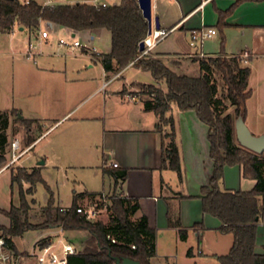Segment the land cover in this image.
Segmentation results:
<instances>
[{
    "label": "crops",
    "instance_id": "1",
    "mask_svg": "<svg viewBox=\"0 0 264 264\" xmlns=\"http://www.w3.org/2000/svg\"><path fill=\"white\" fill-rule=\"evenodd\" d=\"M236 2L152 0L153 18H158L160 29L172 32L151 55L161 59L178 74L187 76L191 70L200 75V59L240 57L242 65L251 70L248 89L252 95L246 103L245 123L253 135L262 136L264 126L259 119L264 116V0L241 3L226 19L227 25L218 27V11H228ZM201 29H216L217 34L206 45L191 46L192 33ZM25 31L19 28L17 32ZM86 34L91 41L101 36V33ZM48 47L43 46L35 61H31L32 70L24 68L26 71L21 75L20 91L32 94V109L29 112L34 113L22 118L35 121L36 125V122H51L45 132L38 131L41 134L33 139L28 148L33 151L39 141L56 132L57 126L64 120L74 119L70 128L63 132L69 139L62 143L66 145L71 141L78 145L76 150L67 153L68 156L95 163L94 167H90L84 162L81 168H95L98 187L100 184L97 190L76 194L74 201L77 200L79 207L84 203L91 205L103 194L109 199L116 191L139 202L140 209L131 220L137 222L146 217L150 228L155 231L156 253L149 264H220L217 257L229 254L234 238L232 234L220 231V221L203 211L199 198L202 187L208 184L213 172L208 127L193 111L181 112L175 104H171L165 117L173 119L174 128L162 124V128L158 129V116L145 111L141 100L130 101L122 93L126 83H141L137 80L140 74L148 73L136 69L133 64L120 71L106 72L102 63L88 54L80 59H68L69 51L64 54L55 50L45 53L44 48ZM23 51L24 48L19 53L11 54L17 66L30 64V60L23 57ZM246 54L248 58H242ZM113 66L116 67L115 64ZM95 69L96 74L91 73ZM120 73V77L114 79ZM151 81L147 85L154 84L152 76ZM5 110L23 113L17 106ZM41 111L50 112V115L40 116ZM54 113H58L57 116ZM76 115L78 117L73 118ZM195 127L200 130V137L191 130ZM173 131L180 157V173L162 166L164 147L170 141L167 135ZM50 159L49 155L45 156L35 166H39L41 161L46 165ZM112 163L118 164V167L112 168ZM122 171L127 172L126 180L116 186L114 173ZM5 172L11 176V171L7 169L0 170V175ZM255 185V180L242 177L239 166L225 168L222 189L250 191ZM90 194L97 195L95 201L89 198ZM59 207L68 209L72 206ZM9 225L10 220L2 226ZM39 231L42 233L37 241L57 242L63 235L77 252L83 251L88 239L84 235L86 232L82 231H65L63 234H60L59 228ZM78 240L83 241L82 244H74ZM14 243L18 253L23 256L20 264L35 260L27 256L28 252L18 249L16 239ZM256 254L264 255V219L258 225ZM34 262L32 264H38L36 260Z\"/></svg>",
    "mask_w": 264,
    "mask_h": 264
},
{
    "label": "trees",
    "instance_id": "2",
    "mask_svg": "<svg viewBox=\"0 0 264 264\" xmlns=\"http://www.w3.org/2000/svg\"><path fill=\"white\" fill-rule=\"evenodd\" d=\"M245 1L248 0H237L228 11H218V27L224 28L226 19ZM44 22L77 34L95 35L107 31L111 37L110 53L93 58L102 63L106 72L120 71L133 63L136 69L152 76L154 84H141L139 87L149 97L141 100L144 110L155 113L159 118L158 129L162 124L174 128L173 119L165 117L171 104L181 112L193 111L208 127L213 172L208 184L202 187L199 198L203 211L220 221V231L230 233L234 238L229 254L217 259L220 264H264V255L256 254L258 225L264 219V158L241 147L235 132L236 120L239 116L245 119L246 103L252 95L248 89L251 70L242 65L241 58L200 59V75L191 77L178 74L151 54L141 57L140 44L147 38L149 29L138 0H121L108 8L81 3L42 8L37 3L23 6L17 0H0V36L10 34L16 27L36 33ZM228 107L234 108V114H226ZM4 114L3 127L0 128V165L6 161L8 140L3 133L8 128V113ZM12 114H16L18 121L25 125L35 122L20 118L21 113L16 110H12ZM167 136L170 141L164 147L162 166L180 173L174 131ZM32 142L33 139L30 140ZM234 166L241 168L243 178L256 181L252 190L222 189L225 168ZM126 177V171L114 173L116 186ZM11 181L12 185L19 187V205L12 204L8 210L0 209V213L10 220L8 227L0 225V239L5 240L8 249L17 253L14 240L25 232L59 228L88 234L83 251L70 256L68 264H115L113 257H130L141 264H149L155 256V231L150 228L148 219L131 220L140 209L137 200L114 191L107 207L111 212L109 222L88 221L77 212V200L68 209L56 205L53 192L42 178L41 167L34 168L31 174L22 169L12 170ZM25 183L31 186L26 191L23 189ZM39 183L45 184L49 200L41 208L42 221L34 223L31 221V203L36 201L33 199L30 203L28 196L34 193ZM88 196L93 201L97 198L96 194Z\"/></svg>",
    "mask_w": 264,
    "mask_h": 264
},
{
    "label": "rangeland",
    "instance_id": "3",
    "mask_svg": "<svg viewBox=\"0 0 264 264\" xmlns=\"http://www.w3.org/2000/svg\"><path fill=\"white\" fill-rule=\"evenodd\" d=\"M115 2H120L121 0H114ZM40 29H45L44 23H41ZM94 41H91L87 34H78V38L82 41L84 45H88L90 47H94L99 54L107 53L110 51L111 48V41H110V34L107 31L97 32L95 35H99ZM34 35L36 33L34 32ZM34 38L31 37L29 31H25L24 33L17 32L15 35H2L0 36V128L3 127V115L4 113H8L7 120H8V128L3 133L7 136V145L5 147V159L6 161L0 165V170H6L7 166L11 162V145L15 139L20 141L21 147L25 148L30 146V140L35 139L36 136L40 135L39 130H43L44 132L49 128L50 123L45 122H36L37 125L33 122L32 124L25 125L18 121L16 114H12V110L3 111L4 109L13 106H17L23 110V113L20 114V118L26 116H32L34 113L32 111L29 112V109H32V94L27 95L21 90V75L24 71L32 70V62L26 66H17L14 63L16 60L12 59V52L19 53L23 48H25V44L29 41V39ZM66 39L71 40L70 31L58 27L55 29L53 33L51 32L50 43L48 48H44L45 53L55 50V52H62L61 54L67 53V48H59L58 41L59 39ZM170 43V40H168ZM209 40L205 41V45ZM168 42L166 44H169ZM60 50V51H58ZM97 54V55H99ZM84 55L82 50L76 52V56H72L68 53V59H80ZM16 65V66H15ZM19 67V68H18ZM26 68V70H23ZM22 70V71H21ZM95 70H91V73H95ZM181 74V73H179ZM99 76V75H98ZM188 76L197 77L199 76L196 73H193L192 70ZM141 83H151V76L150 74H140L137 79ZM141 83H132L128 85L127 83L124 85L122 93L125 96L126 94H131L137 96L139 100H145L149 97L143 94L142 90L140 89L139 85ZM221 84V83H220ZM26 92V91H25ZM26 95V97H25ZM83 102V101H80ZM78 102V103H80ZM15 104V105H14ZM86 102H83L85 105ZM19 112V111H18ZM58 113H54V115ZM226 114H234V108L228 107ZM252 115H260L261 113H251ZM264 114V113H262ZM40 116H47L50 115V112L47 113L44 111L39 112ZM79 115V113H78ZM78 115L74 116L78 117ZM74 119L65 122L64 124H59L57 127L58 129L52 135H47L48 138L45 139L44 136L40 141L39 144L33 151H30L26 155H24L18 162L14 163L13 165L9 166L7 170H17L22 169L26 173L31 174L34 168H39L40 166H35L40 159L44 158L45 156H50V162L44 167H41V175L45 183L50 187L51 191L54 194L55 203L57 206H72L76 194H82L86 192V190H97L98 183H96V172L95 168H86L82 169L81 166L87 164L90 167H94L95 163L90 161H82L76 159L74 156H68L67 153L70 151H74L77 149V144H72L71 141L67 142L66 145L62 143L63 141L69 139V136H64L65 131H67L70 126L72 125ZM260 123H263L264 126V116L259 119ZM36 125V126H35ZM251 126V125H250ZM28 127H31L32 131H28ZM42 128V129H41ZM249 128V127H248ZM251 128V127H250ZM253 128V127H252ZM1 130V129H0ZM194 132L198 134L200 137V130L192 128ZM256 130V129H252ZM75 131V130H74ZM41 132V131H40ZM73 132V131H72ZM70 132V133H72ZM42 141V142H41ZM51 142V144H50ZM264 158V154H261ZM34 166V167H33ZM211 178V177H210ZM210 180V179H208ZM209 182V181H208ZM30 184L25 183L23 184V189L26 191L30 188ZM37 201L35 204H32V200ZM28 200L31 203V221L34 223H39L42 221V212L41 208L47 205L49 200V193L45 184L39 183L34 188V193L28 196ZM110 204V202H108ZM19 205V187L18 185H12L11 176L9 172H5L4 174L0 175V209L8 210L11 205ZM108 204V205H109ZM84 208L90 207V205L83 204ZM108 207V206H107ZM111 216V212L109 209L105 208L102 212L96 217L94 221H103L105 223L109 222ZM9 223V219L0 213V225H7ZM42 232L38 231H28L25 234L16 239V244L18 249L21 252H28L30 253L33 250L34 244L37 241V237ZM88 236L87 233L84 234ZM84 240V239H83ZM85 241V240H84ZM83 241L78 240L74 241V244L79 245L82 244ZM18 252V251H17ZM28 256V254H27ZM32 259V258H31ZM35 260L32 259V263Z\"/></svg>",
    "mask_w": 264,
    "mask_h": 264
},
{
    "label": "built area",
    "instance_id": "4",
    "mask_svg": "<svg viewBox=\"0 0 264 264\" xmlns=\"http://www.w3.org/2000/svg\"><path fill=\"white\" fill-rule=\"evenodd\" d=\"M21 5L28 6L32 3H37L42 8L55 7L58 5H75L77 3L91 5L97 8H108L110 6H115L117 3L114 0H17ZM45 29H39L34 33L30 32L32 38L26 43L23 51V57L26 60H34L36 55L41 51L43 46L49 45L51 32L55 30V25L50 22H44ZM19 28H14L10 35H15ZM172 30H162L153 27L151 34H148L147 38L143 41L145 49L142 52L141 57L145 55H150L152 51L166 39ZM217 34L216 29H201L194 31L191 35V46H203L205 41L212 39ZM71 40L59 39L58 45L60 47L67 48L70 54H76V52L82 50L83 54H88L92 58L99 54L94 47L84 45L82 41L78 38V34L70 31ZM75 35V37H73ZM100 55V54H99ZM242 58H248V55H243ZM133 64V63H132ZM121 75L117 74L114 79L119 78ZM108 83L105 84L107 86ZM125 98L130 101H139L137 96L126 94ZM31 148H22L20 141L15 139L11 145V162L7 168L14 163L18 162L24 155L29 153ZM112 168H117L118 164L112 163L110 165ZM6 168V169H7ZM109 199L107 195H101L96 203H92L90 207L84 208L80 206L77 212L83 214L88 221H94L96 217L107 208ZM65 231L60 229V234ZM113 242H115L113 240ZM135 249V247H132ZM78 252L75 247L70 243L63 235H61L57 242L51 241H37L34 244L33 250L28 253V257L34 258L38 264H68L69 257L76 255ZM23 256L18 252H14L6 246L5 240L0 239V264H20Z\"/></svg>",
    "mask_w": 264,
    "mask_h": 264
},
{
    "label": "water",
    "instance_id": "5",
    "mask_svg": "<svg viewBox=\"0 0 264 264\" xmlns=\"http://www.w3.org/2000/svg\"><path fill=\"white\" fill-rule=\"evenodd\" d=\"M139 8L142 11L143 17L146 19L148 24V34H151L153 29V24H155L156 29H160V23L158 18H153V7L152 0H138ZM21 31L24 28H20ZM75 37V35H73ZM145 45L142 42L140 44V51L143 52ZM236 139L239 145L257 154H264V135L255 136L252 134L250 129L245 123L243 116H239L235 123ZM44 161L39 163V166H43ZM115 264H141L138 260L130 257H113Z\"/></svg>",
    "mask_w": 264,
    "mask_h": 264
}]
</instances>
